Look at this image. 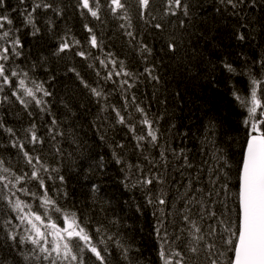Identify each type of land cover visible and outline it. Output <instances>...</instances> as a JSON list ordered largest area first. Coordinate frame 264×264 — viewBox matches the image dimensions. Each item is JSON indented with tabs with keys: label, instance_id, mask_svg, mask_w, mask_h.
<instances>
[{
	"label": "trees",
	"instance_id": "trees-1",
	"mask_svg": "<svg viewBox=\"0 0 264 264\" xmlns=\"http://www.w3.org/2000/svg\"><path fill=\"white\" fill-rule=\"evenodd\" d=\"M7 2L17 7V12L11 13L14 17L13 27L19 28L15 35L24 45L18 49L20 57L10 60L8 67L18 72L27 71L30 79L43 83L51 95L43 97L47 111L42 112L34 102L29 103L25 109L11 96L8 87L0 93V99L9 96L8 102L0 103V120L16 134L9 136L0 128V159L17 174L30 171L22 154L11 147V142L19 140L25 143L28 150H32L33 146L27 143L26 129L35 125V131L43 138L44 144L37 145V150L32 154L40 155L50 168L58 169V172L51 173L53 177H65L63 185L58 179L46 178L50 194L61 205L88 219L90 228L102 225L108 234L126 245L139 248L149 260L157 259L156 241L152 232L157 217H161L170 241L175 235L181 236V240L173 244V247L183 248L186 264H208L203 253L194 256L187 251V232L180 231L187 227L181 219V212L186 200L194 196L196 199L188 204L191 212L184 214L198 220L206 234V241L215 240L217 246H220L218 236L214 238L207 235L210 225L219 232L217 220L225 211L220 203L224 198L223 192L219 197L215 196L224 177L217 171H210L217 167L213 153L216 148H220L227 154L232 164L227 170L228 183L230 190L235 192L238 190L237 154L241 150L240 142L243 138L242 131L237 130L242 119L240 109L229 94L231 85L226 79L229 74L221 71L220 61L227 58L239 63L241 50L251 54L248 46L244 45L241 49L232 35L238 22L244 21L229 15L230 9L225 10L218 0H186L189 4L188 17L182 14L165 15L166 0H150L149 9L143 18L138 0H123L128 20L112 15L108 7L110 0H100L99 20L86 12L81 15L77 0H47L53 7L61 9L62 14L57 16L52 11L38 10L36 22L41 28V34L33 37L30 26H23L22 17L18 14L25 7L30 10L32 0H26L24 5H18V0ZM216 8L221 11L217 12ZM245 11L247 16L244 19L250 22V28L255 29L252 33L257 39L254 48H258L259 43L264 42L261 41L264 10ZM180 20L185 21L183 28L180 27ZM129 22L131 28L128 27ZM157 23L164 25L163 32L153 27ZM86 24L98 39L97 48L91 47L89 43L91 34L85 28ZM121 24L125 27L121 28ZM126 31L133 32L136 39L127 36ZM65 40L71 49L58 56L54 55L59 44ZM170 40L177 46L175 53L165 50ZM142 43L152 49V55L147 56V59L140 52ZM78 51L85 52L87 59L76 55ZM109 53L112 55L108 56ZM111 59L117 61V66L123 61L125 69L133 73V76L113 75L112 80L105 81L103 77L112 68L108 63ZM100 60L105 61L107 69L100 64ZM89 64L93 67L89 68ZM146 67L153 69V75L159 77V82L145 73ZM97 71L100 76L96 75ZM76 72L90 86L101 90L103 97L98 100L92 96L89 89L80 84ZM124 79H128L134 86H122L121 81ZM241 79L244 84L238 86L245 90L246 77H233L232 83ZM133 96L135 104L132 103ZM126 100L127 109L124 107ZM136 104L146 110L150 119L157 121L161 133L160 143L168 149L166 164L160 160L158 148H148L141 154L135 148L136 141L127 128L115 124L113 107L126 117L131 116L130 122L137 124L139 132L141 126L137 123L139 113L135 111ZM53 119L57 121L55 125L51 123ZM118 144L124 147H117ZM171 149L177 153L184 149L193 167H182L183 157L177 159ZM113 152L120 156L121 164L116 163ZM145 155L150 159L155 158V166L144 159ZM129 164L132 165L130 169ZM137 164L143 169L142 172L136 168ZM149 174H160L165 180L164 184H154L151 191L153 198L159 194L160 189L167 194L168 204L163 206L164 215L159 212L156 216L152 215L158 206L147 204L148 189L138 184L140 179ZM218 175L219 180L214 187L211 181L216 180ZM189 181L192 182L193 190L184 196ZM27 186L32 187L31 184ZM93 186L96 191L92 190ZM197 188L203 191H195ZM57 189L61 191L57 193ZM209 191L213 192L211 199L207 195ZM64 192H67V197L63 196ZM22 198L31 202L29 197ZM201 200L205 202V208L216 211L217 217L209 218L205 212V219L199 220L198 210L201 205L196 201ZM212 200L216 203L213 204ZM228 205L229 208L233 206V198L228 200ZM137 206L141 208L140 212L136 211ZM13 216L6 204L0 201V257L7 256L10 264H16L17 261L19 264H33L21 256V252L30 254V245L17 248L16 242L7 239L12 225L6 224V220ZM18 223L13 219V224ZM109 247L115 261L119 258V252L111 242ZM119 264L124 262L120 260Z\"/></svg>",
	"mask_w": 264,
	"mask_h": 264
},
{
	"label": "snow or ice",
	"instance_id": "snow-or-ice-1",
	"mask_svg": "<svg viewBox=\"0 0 264 264\" xmlns=\"http://www.w3.org/2000/svg\"><path fill=\"white\" fill-rule=\"evenodd\" d=\"M25 3L26 0H18V5ZM218 3L223 5L225 10L230 9L229 15L239 17L241 21H244L238 22L232 35L239 42L238 46L241 49L247 45L251 52L248 55L241 50L239 63L227 58L220 61L221 71L229 74L226 78L227 83L231 85L229 94L240 109L239 115L242 116L239 122L240 127L237 129L243 133L240 142L241 150L237 154L239 158L236 162V187L238 190L235 192L230 190L227 170L232 167V164L227 154L222 149L216 148L213 159L217 161V167L210 171H217L219 175L224 177V180L219 183V189L215 191V196L219 197L223 192L224 198L220 203L225 211L217 220L220 225L219 232L216 227L210 225V232L207 235L214 238L218 236L220 246H217L215 240L206 241V234L202 231L198 220L184 214L191 212L188 204L196 199L194 196L186 200L181 212V219L187 227L181 228L180 231L187 232L185 243L187 251L194 256L203 253L208 264H264V42H260L259 47L254 48L257 39L252 33L255 29L250 28V22L244 19L247 16L246 9H251L253 12L258 9L264 10V0H259V2L258 0H218ZM149 5L150 0H138L141 18L149 9ZM77 6L82 10L81 15L86 12L91 17L100 19V0H77ZM108 7L112 15L118 16L120 19H129L127 7L123 0H110ZM38 10L52 11L57 16L62 14L61 9L53 7V4L47 0H32L30 10L29 7H25L18 14L22 17V25L30 26L33 37H38L41 34V28L36 22ZM215 10L221 11L220 8ZM12 12H17V7L8 4L7 0H0V93L4 92L5 87H8L11 89V96L15 97L16 101L25 109L29 107V103L34 102L40 111H47V108L44 107L46 102L43 97H48L51 93L44 87V84L30 79L27 71L18 72L14 68L8 67L10 60L20 57L21 52L18 49L24 47L19 37L15 35L19 28L13 27ZM178 14H182L184 17L189 16V4L186 0H166L165 15L177 16ZM179 23L180 27L183 28L185 21L180 20ZM49 25L51 27V21H49ZM120 27L124 28L125 25L121 24ZM128 27L131 28L130 22ZM153 27L158 32L164 31V25L160 23ZM85 28L91 34L89 37L91 47L97 48L99 42L92 28L87 24ZM125 34L133 40L136 39L131 31H126ZM261 41H264V24L261 27ZM70 49V44L65 40L59 44L54 55L58 56ZM165 50L175 53L177 46L170 40L166 43ZM140 52L144 59L152 55V49L147 44H141ZM75 54L87 59V54L83 51H78ZM111 55V53L108 54V56ZM108 63L112 65V68L103 77L105 81L112 80L113 75L129 78L133 76V73L125 69L123 61H120L118 66L114 59L109 60ZM100 64L107 69L104 60H100ZM88 67L91 68L93 65L89 64ZM70 71H75V69H70ZM144 71L152 80L159 82V77L153 75L152 68L146 67ZM96 75L100 76V73L97 71ZM76 76L80 80V84L85 89H89L92 96L98 100L103 97L102 91L90 86L86 80L80 77L79 72H76ZM237 76L247 78L245 90L238 86L244 84L243 79L232 83L233 77ZM220 82L217 81V83ZM121 84L122 86L126 85L127 88L134 86L129 83L128 79L122 80ZM8 101L9 96L7 95L0 99V103ZM132 103L135 104L134 96ZM124 107L125 109L128 107L127 100ZM112 111L115 112V124L127 128V131L132 134V138L136 141L135 148L140 150L141 154L145 153L148 148H158L160 160L164 161L165 164L167 163L166 151L168 149H165L160 143L161 133L158 123L149 118L143 107L139 104H136L135 107V111L139 113L137 122L141 126L139 132L137 131V124L130 122L131 116L126 117L115 107ZM29 115L32 113L29 112ZM51 123L55 125L57 121L53 119ZM0 128L4 129L9 136L16 135L12 128L4 125L2 120H0ZM26 132L28 133L27 143L31 144L33 149L28 150L25 143L19 140L12 141L11 147L18 149L19 153L22 154L24 163L30 171L17 174L5 165L3 159H0V201L6 204L8 210L14 214L12 218L6 220V224L12 225V230L8 232L7 239L16 242L17 248H20L21 245L31 246L30 254L21 252L25 261L33 262V264H119L120 260L124 264H186L183 248L173 247V244L181 240V236L175 235L170 241L168 230L164 227V220L161 217H157V223L153 226L152 232L156 241L157 259L149 260L139 248L126 245L112 234H108L102 225H97L94 229L90 228L88 219L79 215L77 211L69 210L61 205L59 200L50 194L51 189L47 185L46 178L47 180L58 179L63 185L65 177L62 175L53 177L51 173L58 172V169L50 168L40 155L32 154L33 151L37 150V145L44 144L43 138L38 136L35 131V125L26 129ZM117 147L122 148L124 145L118 144ZM170 151L177 159L183 157L182 167H193L188 156L184 154V149H181L180 153L174 149ZM112 155L117 164L122 163L116 152H113ZM144 159L154 165L155 158L150 159L145 155ZM128 167L130 169L132 165L129 164ZM136 168L141 172L143 171L139 164L136 165ZM219 175L216 180L211 181L214 187L219 180ZM164 183L165 180L160 174L145 175L138 181L139 185L148 189L147 204L158 206L156 211L152 213L153 216H156L157 212L161 215L165 213L163 206L168 204L167 194L163 189H160L155 198L151 195L154 184ZM29 184L32 187H28ZM92 190L96 191V187L93 186ZM192 190V182L189 181L184 196H187V193ZM60 191L61 189H57V193ZM195 191L201 192L203 190L197 188ZM207 195L211 199L213 192L209 191ZM63 196L67 197V192H64ZM22 197H29L31 202ZM230 198H233L231 208L228 205ZM196 202L201 205L200 210H198L199 220L205 219V212L209 218L217 217L215 210L205 208L204 201ZM211 202L216 203L215 200ZM172 207H175V202H173ZM136 211L140 212L141 208L137 206ZM171 214L168 213V215ZM13 219L19 223L13 224ZM109 242L119 252V258L115 261ZM0 264H10L7 256L0 257ZM16 264H19V261Z\"/></svg>",
	"mask_w": 264,
	"mask_h": 264
}]
</instances>
